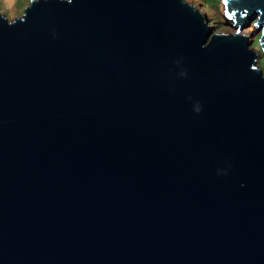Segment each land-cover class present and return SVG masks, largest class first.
<instances>
[{"label": "water", "instance_id": "obj_1", "mask_svg": "<svg viewBox=\"0 0 264 264\" xmlns=\"http://www.w3.org/2000/svg\"><path fill=\"white\" fill-rule=\"evenodd\" d=\"M256 57L186 0L0 14V264H264Z\"/></svg>", "mask_w": 264, "mask_h": 264}, {"label": "rangeland", "instance_id": "obj_2", "mask_svg": "<svg viewBox=\"0 0 264 264\" xmlns=\"http://www.w3.org/2000/svg\"><path fill=\"white\" fill-rule=\"evenodd\" d=\"M32 0H13L11 5H7L5 0H0V14H2L9 21L15 18L22 17L25 8L30 5ZM192 5L196 6L207 18L208 25L214 28L217 34H229L234 32V28L230 24V20L223 15L221 11L220 0H186ZM225 13V11H224ZM255 20L251 21L250 25L255 24ZM249 25V26H250ZM262 37L261 31L253 32L252 41L249 40V47L251 50L259 54L257 60V67L264 74V51L261 48L260 39Z\"/></svg>", "mask_w": 264, "mask_h": 264}, {"label": "bare ground", "instance_id": "obj_3", "mask_svg": "<svg viewBox=\"0 0 264 264\" xmlns=\"http://www.w3.org/2000/svg\"><path fill=\"white\" fill-rule=\"evenodd\" d=\"M6 1V4L9 6V5H11L12 3H13V0H5ZM202 0H199V2H201ZM222 0H220V2H221ZM196 7V6H195ZM198 9V8H197ZM221 11L223 12V15H224V11H226V7H225V5L223 4V3H221ZM230 20V19H229ZM230 24H231V26L233 27V25H234V22H233V20L231 19L230 20ZM239 27L240 26H236L235 28H234V32L233 33H229V34H234V33H237V29H239ZM254 30H256V27L254 26V25H250V26H243V27H241L240 28V31H239V34H243V35H246V36H248V44H249V40L250 41H252L253 39H252V36H253V32H254ZM249 49H250V47H249ZM253 51V50H252ZM255 52V51H254ZM257 53V52H256ZM258 57H259V54L257 53V57H256V63H255V67L257 68V69H259L258 67H257V60H258ZM260 70V69H259ZM262 72V71H261ZM262 75L264 76V74L262 73Z\"/></svg>", "mask_w": 264, "mask_h": 264}, {"label": "snow or ice", "instance_id": "obj_4", "mask_svg": "<svg viewBox=\"0 0 264 264\" xmlns=\"http://www.w3.org/2000/svg\"><path fill=\"white\" fill-rule=\"evenodd\" d=\"M222 3L225 5V7H227L228 4H229V0H222ZM224 15H225L228 19L231 20L235 14L226 11V12L224 13ZM243 16H247V12H244V13L242 14V17H243ZM257 19H259V17H257ZM255 27L259 28L260 25L257 23V24L255 25ZM236 31H237V33H239L240 29H237Z\"/></svg>", "mask_w": 264, "mask_h": 264}, {"label": "clouds", "instance_id": "obj_5", "mask_svg": "<svg viewBox=\"0 0 264 264\" xmlns=\"http://www.w3.org/2000/svg\"><path fill=\"white\" fill-rule=\"evenodd\" d=\"M69 2H71V0H69Z\"/></svg>", "mask_w": 264, "mask_h": 264}]
</instances>
